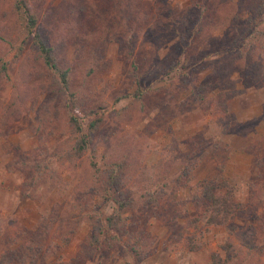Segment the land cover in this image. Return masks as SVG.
Returning a JSON list of instances; mask_svg holds the SVG:
<instances>
[{"label":"rangeland","instance_id":"rangeland-1","mask_svg":"<svg viewBox=\"0 0 264 264\" xmlns=\"http://www.w3.org/2000/svg\"><path fill=\"white\" fill-rule=\"evenodd\" d=\"M11 1L0 0V58L10 61V79L0 94V257L12 256L6 264L58 263L73 256L88 229L70 206L85 160L73 171H62L63 186L38 191L35 199L20 195V174L5 169L10 149L23 151L37 144L30 96L13 88L29 49L25 48V55L18 60L11 58L12 50L7 43L16 45L20 40L15 39ZM30 3L31 8L37 10L42 31L49 40L58 36L64 38L68 58L79 42H87L96 52L97 62L85 81V89L90 102L103 106L97 111L108 117V121H114L115 111L124 106L128 109L122 111L124 114L116 127L104 123L100 130L102 135L96 133L84 157L89 155L100 166L103 144H108L109 139L113 141L114 137H125L124 143L132 149L135 164L124 176L122 191L133 192L135 197L148 191L157 198L151 214L141 218L146 224L145 256H132L122 244L108 251L97 245L92 257L83 264H208L210 250L218 249L221 255L223 253L216 243L228 240L240 247L235 237L258 226L254 215L245 209L264 215V202H261L264 200V67L256 83L243 86L237 80L239 73L228 74V65L222 66L223 75L234 82L237 91L226 102L229 120L225 125L212 121L199 105L172 114V107L176 109L173 104L183 103L186 97L183 92L176 93L182 77L178 69L180 58L176 59L178 51L176 38L171 36L172 29L156 25L155 20H158L159 10L174 6L184 8L188 0H166L161 6L158 0H30ZM80 5L85 13L76 10ZM239 14L240 19L245 16ZM129 22L136 25V38L127 54L120 44L130 34ZM219 35V30H213L211 36L205 33V37L212 40L216 37L219 40ZM219 56V53L212 54L202 60ZM133 72L142 81L141 90H145L143 85L163 88L165 95H161L162 90L147 95L145 105L139 109L132 100L136 89L131 82ZM209 73L207 64H202L199 80L204 81ZM79 78L76 74L77 83ZM221 81V78L215 80V87L208 93L212 94ZM35 96L37 102L43 97L38 92ZM9 102L16 108L9 111L6 108ZM63 138L61 134L51 137L45 146L48 150L62 146ZM196 161V166L186 173L187 167ZM223 179L233 185L234 197L243 205L232 221L233 233L225 226L204 228L201 223L205 204L193 203L191 199L193 193L204 199ZM252 195L257 204L253 203ZM113 199H117L115 194L102 202L96 200L95 208L102 213H112ZM191 217L200 218L195 232L199 248L194 252L188 251L182 237L179 239V234L185 235V223ZM49 219L52 224L42 238L45 228L41 226ZM186 230L193 232L191 227ZM259 249L261 254L245 253L246 260H239L244 251H238L237 258L225 264H264V241Z\"/></svg>","mask_w":264,"mask_h":264},{"label":"trees","instance_id":"trees-1","mask_svg":"<svg viewBox=\"0 0 264 264\" xmlns=\"http://www.w3.org/2000/svg\"><path fill=\"white\" fill-rule=\"evenodd\" d=\"M165 1L158 0V4L161 6ZM188 2V5L181 9L174 6L167 10H159L158 20H155L156 25H166L172 29L171 36L176 38L178 51L176 59L180 58L178 69L181 70V75H178L182 77L176 93L183 92L186 97L183 103L173 104L176 109L173 110L172 107V114L199 105L212 121L225 125L229 120L226 102L237 91L234 89V82L227 75H223L222 66L228 65V74L232 71L239 73L237 80L243 86L256 83L257 76L263 75L264 0L223 2L188 0ZM30 4V0L11 1L10 13L15 27V39L20 40L16 45L9 42L7 44L12 50L13 60L19 59L22 54L24 56L25 48L29 49V53L23 58L25 65L21 68V74L13 88H19L23 94L30 96L29 107L33 108L35 113L33 133L37 137V144L23 151L10 149V160L5 164V169L20 174L21 182L18 186L20 195L35 199L38 191L63 186L62 171H73L82 160H85L76 190L71 195L70 206L75 214H79L88 229L71 258L52 264H83L92 257L97 245L108 251L113 246L122 244L132 256H145L147 243L143 232L146 224L141 222V218L151 214L152 204H156L157 198L153 192L142 191L135 197L133 192L125 194L122 191L124 176L135 164L132 149L124 143L125 137H114L113 141L109 139L108 144H103L100 166L89 155L84 157L96 133L102 135L100 130L104 123L107 122L111 128L116 127L118 120L128 109L124 106L115 111L114 121H108V117L97 111L103 106L90 102L85 89V81L97 62L96 52L90 49L87 42H79L73 46L74 49L68 58L65 55L64 38L58 36L50 41L42 31L37 10L31 8ZM76 10L85 13L81 5L77 6ZM240 12L245 14L242 19ZM135 28L136 25L130 23L128 28L130 34L123 38L120 44L121 50H126L127 54L131 52L135 42ZM213 30L220 31L218 37L220 43L217 37L214 38L216 40L205 37V33L211 36ZM218 53L220 56L217 59L202 60L205 56ZM202 64H207L210 69L204 81L199 80L198 76ZM133 67L137 68L136 65ZM76 74L80 77L78 83L75 80ZM137 75L140 76L141 73L137 72ZM131 77V82L136 85L132 100L139 109L145 105L147 95L158 93L160 90L161 95H165L166 89L163 88L143 85L146 86L145 90H141L142 81L138 80L134 72ZM218 78L222 79L221 84L209 94ZM9 79L10 61L0 58V94ZM37 92L43 96L38 102L35 96ZM6 108L10 111L16 107L9 102ZM59 134L64 137L62 146L48 150L45 142ZM116 138L118 140L115 141ZM195 163L197 161L188 166L185 172L190 173L196 166ZM113 194L117 199H113L115 207L112 213H102L95 208L96 200L102 202ZM253 195L251 199L253 198V203L257 204ZM191 199L193 203L205 204V215L201 223L204 228L225 226L229 228L230 233L234 232L235 226L232 221L243 205L235 199L233 185L223 179L204 195V199L196 193H193ZM245 210L254 215L258 225L256 230H246L235 237L240 247L228 240L216 243L223 253L221 255L218 249L210 250L208 264L230 262L237 258L238 251L239 253L244 251L239 260H246L244 255L248 252L262 253L259 246L261 241H264V215L253 213L250 208ZM199 220L198 217L187 219L185 235L179 234V239L182 237L184 246L190 252L199 248L195 233ZM51 222L49 219L46 225L41 226L45 228L41 233L42 238ZM74 226L68 229L69 232ZM188 227H191L193 232H187ZM11 260L10 254L2 255L0 264H6ZM29 262L32 263L33 260Z\"/></svg>","mask_w":264,"mask_h":264}]
</instances>
